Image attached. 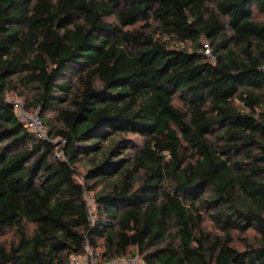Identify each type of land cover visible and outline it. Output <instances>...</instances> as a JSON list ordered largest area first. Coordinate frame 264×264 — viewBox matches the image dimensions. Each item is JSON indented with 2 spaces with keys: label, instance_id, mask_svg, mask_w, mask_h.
<instances>
[{
  "label": "trees",
  "instance_id": "trees-1",
  "mask_svg": "<svg viewBox=\"0 0 264 264\" xmlns=\"http://www.w3.org/2000/svg\"><path fill=\"white\" fill-rule=\"evenodd\" d=\"M15 75L44 127L54 111L48 139L6 101ZM5 228L0 264H68L86 245L98 262L264 264V0H0Z\"/></svg>",
  "mask_w": 264,
  "mask_h": 264
},
{
  "label": "rangeland",
  "instance_id": "rangeland-1",
  "mask_svg": "<svg viewBox=\"0 0 264 264\" xmlns=\"http://www.w3.org/2000/svg\"><path fill=\"white\" fill-rule=\"evenodd\" d=\"M260 20H263L262 17H259ZM110 22H114V19H108ZM152 29L154 32V36L156 39H159L163 42H167V44L171 47H189L188 43H179L175 36H167V34H164L161 30L157 28V25L155 23H152ZM20 77L17 75L13 76L11 78V84L6 88L5 90V98L8 99L9 101H14V100H21L23 102L24 108L27 112L29 113H35L38 114L39 110L37 106L34 104L33 100L36 98V94L38 91L36 90V85L34 84H24L22 81L19 80ZM54 111L53 110H47L45 113L42 114V118L46 122L45 129L46 131L50 129L51 126H58L59 124L54 120ZM48 134V133H47ZM49 137V135H48ZM136 145L139 147L141 146L143 140L136 137L129 135ZM56 145H59L60 150L62 148V143L59 138H50ZM104 146H106V143H104ZM86 162L83 161L79 164L78 170L83 171L86 168ZM33 226L32 225H26V230L28 233L32 231ZM17 238L15 235L14 230L5 228L1 233H0V244L8 247L11 243L16 242ZM99 242V247L97 248L98 250L101 251L102 246L101 240H98ZM98 264L102 262H98Z\"/></svg>",
  "mask_w": 264,
  "mask_h": 264
},
{
  "label": "built area",
  "instance_id": "built-area-1",
  "mask_svg": "<svg viewBox=\"0 0 264 264\" xmlns=\"http://www.w3.org/2000/svg\"><path fill=\"white\" fill-rule=\"evenodd\" d=\"M201 51L208 61H213V54L210 45L208 41L205 40L204 38H202L201 40ZM6 101H8L12 105L14 116L20 122H22L29 131L36 134L39 138L48 139L47 131L38 114L27 112L21 100L17 99L14 101H9L8 99H6ZM60 141L62 144L64 143L62 140ZM59 147H60L59 145H56L55 157L62 158L63 153L61 149L58 150ZM84 199L86 203V210L89 214L91 221H93L94 201L92 200L89 194H84ZM99 256L100 254L98 251L86 245L84 254L71 256L68 264H98L97 259L99 258ZM100 264H146V263L138 254H133L130 256H122L119 258H110L106 261H103Z\"/></svg>",
  "mask_w": 264,
  "mask_h": 264
}]
</instances>
